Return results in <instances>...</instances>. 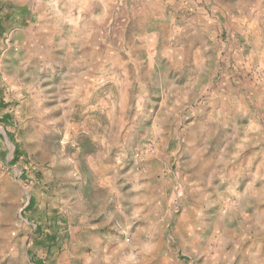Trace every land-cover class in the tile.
I'll return each instance as SVG.
<instances>
[{
	"label": "rangeland",
	"instance_id": "1",
	"mask_svg": "<svg viewBox=\"0 0 264 264\" xmlns=\"http://www.w3.org/2000/svg\"><path fill=\"white\" fill-rule=\"evenodd\" d=\"M103 1L94 44L82 50L98 58L87 104L56 99L79 54L69 41L84 29L55 28L39 45L13 27L0 40V264H264V104H238L233 93L231 111L212 104L224 125L203 119L202 136L196 125L179 140L193 119L187 110L167 117L169 92L167 100L129 61L150 56L151 79L181 92L199 50L207 68L217 62L214 82L257 86L264 0ZM182 51L181 69L161 60ZM255 130L257 141L240 150Z\"/></svg>",
	"mask_w": 264,
	"mask_h": 264
},
{
	"label": "crops",
	"instance_id": "2",
	"mask_svg": "<svg viewBox=\"0 0 264 264\" xmlns=\"http://www.w3.org/2000/svg\"><path fill=\"white\" fill-rule=\"evenodd\" d=\"M9 2L10 4L14 5L17 9L18 13L24 12L26 16L25 22L23 25H17L16 28L26 29L27 31H32L31 33L35 37L34 44H45L43 38L51 36L53 33V29L61 28L63 26L74 30L80 31L84 29L83 33H79L81 39L79 41H69V43H73V45H78L77 48L79 50V54L76 56V59H71L69 62V68L65 73L66 81L64 83V97L63 99L56 98L59 101L65 102L67 106H71L77 102L87 104L89 99L88 95L86 94V85L91 76H93L92 72H97L96 65L94 62L98 60L97 56L95 59L89 57V55L85 54L83 50L84 46L88 44H94L92 42V37L97 35V29L99 26V0H3ZM103 1V0H102ZM145 3L149 5H159V6H166L168 0H144ZM105 2V0L103 1ZM153 8V7H151ZM140 9V8H138ZM137 9V11H138ZM91 17L90 19L93 20L91 22V32H90V39H87V31L88 27L85 25V21ZM62 19V20H61ZM54 21V24L52 23ZM65 21V22H63ZM65 23L62 26L59 23ZM14 27V28H15ZM136 39V38H134ZM142 40H133V44H139L141 41L143 45L157 44L158 38H154V40L150 41L148 38H140ZM149 41V43H148ZM47 44V43H46ZM97 44V43H96ZM95 44V45H96ZM209 49L214 50L212 48L207 47L205 51L208 53ZM264 50V49H263ZM176 59H172V55L163 54L161 56V60H164L166 63L168 61L173 60V64H171L172 69H181L185 67L188 57L183 55V51L181 54H175ZM236 57V54H235ZM209 59V58H208ZM255 59L261 61L259 55L255 53ZM129 61L133 64H137L139 68H145L148 71V78L147 83L153 88L155 85L160 86V93L165 94L166 99L168 100V92L169 97L172 98L174 102H172L175 106L170 107L168 102L163 104L162 98H160L159 103L163 104L164 110L167 112L166 116L169 117L170 115L174 114L175 110H181L182 115L185 117V110H187L186 114L189 118H192L193 121L184 126L183 129L180 130L178 133V139L187 141V137H189L190 132L188 129L193 126H199L198 131L194 132V135L202 136L205 133L203 129V123L201 120L205 119L214 124L216 127H220L224 125L223 121V110L231 111L232 107L230 104H235L230 102V97L233 93H236L239 97L238 104H264V81L261 82L259 85H249L247 83H239L234 85L231 81H226L222 83V81H215V65L216 61L214 59L207 60L208 66L203 65L204 62L203 55L199 52V50H195V54L193 55L192 63L194 67L192 71V81L187 79V81H183L181 83L182 90L179 92L177 89L170 93L168 89L162 88V84L157 83V80L151 79L152 75L150 72L152 71V62L150 56L138 57L132 56L129 57ZM154 61V59H153ZM212 61V62H211ZM211 62V64H209ZM147 64V65H146ZM204 66V67H203ZM134 67V66H133ZM213 67V68H212ZM183 70V69H182ZM134 72V71H133ZM159 78H161L160 70L157 71ZM122 73V77L124 78L126 74ZM135 74L139 73V71H135ZM176 82H180L179 80V73H177ZM217 82V83H216ZM138 85L141 84L140 82L137 83ZM216 86L214 87V85ZM142 85V84H141ZM192 92H196V100L191 103L189 100L188 94ZM162 97V95H160ZM200 98V99H199ZM158 99V98H157ZM156 99V100H157ZM171 101V99L169 100ZM219 101L223 104H229L228 106H224L223 110L216 109L212 106V104H219ZM156 102V101H155ZM227 102V103H226ZM155 104V103H154ZM193 104H198L194 105ZM211 105V106H209ZM89 106H92L90 104ZM189 109L192 110V113L189 112ZM240 115V112H237ZM204 115V116H202ZM166 121V119H165ZM165 126V125H164ZM256 128V127H255ZM258 131H251L250 133H246V137L242 139V146L240 150H245L251 146L254 142L257 141L258 137L255 134H258ZM247 134H249L250 138L248 139Z\"/></svg>",
	"mask_w": 264,
	"mask_h": 264
},
{
	"label": "trees",
	"instance_id": "3",
	"mask_svg": "<svg viewBox=\"0 0 264 264\" xmlns=\"http://www.w3.org/2000/svg\"><path fill=\"white\" fill-rule=\"evenodd\" d=\"M26 16L22 13H18L17 9L14 5L9 2L0 0V40L4 37V35L13 27L17 25H23L25 22ZM6 104L0 99V109L5 108ZM10 115L8 113H4L1 116V119L8 120ZM15 150V156L13 159H17L19 154ZM41 264V263H37Z\"/></svg>",
	"mask_w": 264,
	"mask_h": 264
},
{
	"label": "built area",
	"instance_id": "4",
	"mask_svg": "<svg viewBox=\"0 0 264 264\" xmlns=\"http://www.w3.org/2000/svg\"><path fill=\"white\" fill-rule=\"evenodd\" d=\"M261 74L260 73H258V76H260ZM136 156H138V154H136Z\"/></svg>",
	"mask_w": 264,
	"mask_h": 264
}]
</instances>
